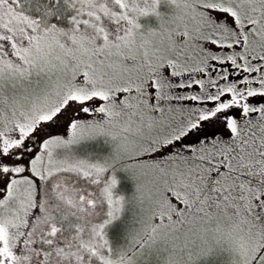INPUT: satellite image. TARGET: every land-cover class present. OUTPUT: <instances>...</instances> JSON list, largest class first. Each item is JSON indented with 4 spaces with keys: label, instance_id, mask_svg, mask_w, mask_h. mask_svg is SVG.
<instances>
[{
    "label": "snow or ice",
    "instance_id": "snow-or-ice-1",
    "mask_svg": "<svg viewBox=\"0 0 264 264\" xmlns=\"http://www.w3.org/2000/svg\"><path fill=\"white\" fill-rule=\"evenodd\" d=\"M0 264H264V0H0Z\"/></svg>",
    "mask_w": 264,
    "mask_h": 264
}]
</instances>
